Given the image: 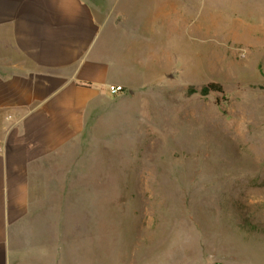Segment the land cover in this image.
<instances>
[{
    "label": "rangeland",
    "instance_id": "374dc122",
    "mask_svg": "<svg viewBox=\"0 0 264 264\" xmlns=\"http://www.w3.org/2000/svg\"><path fill=\"white\" fill-rule=\"evenodd\" d=\"M217 36L95 98L34 185L27 239L70 264H264V40Z\"/></svg>",
    "mask_w": 264,
    "mask_h": 264
},
{
    "label": "crops",
    "instance_id": "0c3cea01",
    "mask_svg": "<svg viewBox=\"0 0 264 264\" xmlns=\"http://www.w3.org/2000/svg\"><path fill=\"white\" fill-rule=\"evenodd\" d=\"M221 31L264 40V0H0V264L74 261L57 240L27 239L42 225L21 226L52 155L108 85L129 89L173 40Z\"/></svg>",
    "mask_w": 264,
    "mask_h": 264
},
{
    "label": "trees",
    "instance_id": "16d2710c",
    "mask_svg": "<svg viewBox=\"0 0 264 264\" xmlns=\"http://www.w3.org/2000/svg\"><path fill=\"white\" fill-rule=\"evenodd\" d=\"M210 90H213V91H216V92H223V88H222V85L218 82H211V83H208L204 86H202L199 90V93L204 95L206 94L208 91ZM190 92L194 91L193 89H190L189 90Z\"/></svg>",
    "mask_w": 264,
    "mask_h": 264
},
{
    "label": "built area",
    "instance_id": "2783aa9c",
    "mask_svg": "<svg viewBox=\"0 0 264 264\" xmlns=\"http://www.w3.org/2000/svg\"><path fill=\"white\" fill-rule=\"evenodd\" d=\"M108 90L110 93L115 94V93H118L122 90V86L116 85V84H110V85H108Z\"/></svg>",
    "mask_w": 264,
    "mask_h": 264
}]
</instances>
